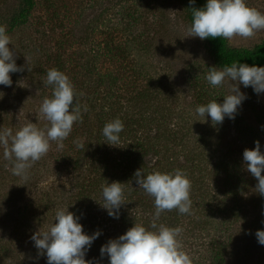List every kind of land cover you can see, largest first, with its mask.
Returning a JSON list of instances; mask_svg holds the SVG:
<instances>
[{
    "label": "rangeland",
    "instance_id": "rangeland-1",
    "mask_svg": "<svg viewBox=\"0 0 264 264\" xmlns=\"http://www.w3.org/2000/svg\"><path fill=\"white\" fill-rule=\"evenodd\" d=\"M206 2L200 0V8ZM245 2L264 13V0ZM27 8V0H0V25L16 50L17 66L25 69L10 73L11 86L0 85V131L15 134L28 122L46 130L49 122L39 109L52 94L45 83L52 68L74 86L82 122L73 124L63 149L50 141L27 181L12 174L0 146V264H47L31 236L46 230L65 207L80 217L85 234L101 232L85 259L109 264L100 255L102 245L135 223L150 228L155 210L139 205L148 201L138 199L143 190L134 172L140 168L145 175L179 169L191 181L190 214H174L168 223L183 229L178 239L192 264H264V245L255 236L264 230V196L243 161V151L257 140L264 153V93L240 85L246 99L235 118L222 124L213 125L210 117L203 122L195 113L210 100L222 103L227 94L225 86L213 87L205 78L209 68L221 69L207 39L185 37L195 5L33 0ZM263 46L264 29L248 39H225L224 51L254 54ZM117 118L124 129L120 143L111 146L102 129ZM113 181L123 183L127 202L118 219L101 205V186Z\"/></svg>",
    "mask_w": 264,
    "mask_h": 264
},
{
    "label": "clouds",
    "instance_id": "clouds-1",
    "mask_svg": "<svg viewBox=\"0 0 264 264\" xmlns=\"http://www.w3.org/2000/svg\"><path fill=\"white\" fill-rule=\"evenodd\" d=\"M189 3L193 4L194 0H189ZM191 10L192 20L186 27L185 37H198L201 40L224 38L231 42L237 36L251 38L258 30L264 29V13L249 7L245 0H207L202 8ZM9 45L11 38L6 26L0 25V85L6 87L12 85L10 73L25 70L17 66L16 50L10 49ZM27 70L30 71L28 67ZM205 78L213 87L227 88L222 103L213 99L195 109V113L203 117V122L205 117H210L213 125L222 124L225 117L235 118L239 106L246 99V95L240 91V85L245 88L251 86L256 94L264 93V67L237 61L222 69L209 68ZM45 83L52 87L51 97H45L39 109L49 122L46 130L28 122L15 134L10 128L0 131L3 157L11 162L12 174L24 181L28 180V170L32 165L48 153L50 141L57 142L58 150L63 149V141L70 135L73 124L82 122L81 106L74 103L76 93L68 76L52 68L47 72ZM83 111H87L86 106ZM123 129L124 124L119 118L106 123L102 129L106 143L118 145L119 134ZM74 143L78 149H85L82 141ZM254 143L253 149L243 151V161L247 171L258 181L256 192L264 196V175L261 174L264 171V153L260 151L259 141ZM134 179L140 189L154 198L155 212L150 228L135 223L123 235L109 239L102 245L101 257L106 254L109 264H192V259L178 239L183 229L157 224L165 211L177 209L180 214H190L191 181L186 173L176 169L171 173L154 171L145 175L140 168L134 172ZM101 187L102 207L110 217L118 219L120 208L127 203L123 183L106 182ZM79 219V216L68 211V207L57 209L54 223L31 236L38 256L46 255L47 264H92V261L85 259V254L101 232L85 234ZM255 236L258 243L264 245V230H257Z\"/></svg>",
    "mask_w": 264,
    "mask_h": 264
},
{
    "label": "trees",
    "instance_id": "trees-1",
    "mask_svg": "<svg viewBox=\"0 0 264 264\" xmlns=\"http://www.w3.org/2000/svg\"><path fill=\"white\" fill-rule=\"evenodd\" d=\"M32 1L33 0H27L28 3L27 9H30ZM193 4L195 5V8L201 7L200 0H194ZM206 39L209 42L210 51L212 52L217 65L221 69L224 66H231L233 62H237V61L238 63H244L248 65L264 66V46L258 51H256V53L254 54H249L247 52L238 54L236 52L224 51V46H225L224 38H206ZM137 194H139V192H137ZM145 197L148 199V201L139 205L146 210L148 209L152 211L155 210L154 198L148 196L144 191L143 194H141L138 199L140 200ZM154 212L155 211L151 212V217H150L151 219L153 217ZM174 214H180V213L176 209H173L172 211L163 212L160 216L161 218L160 224H164L165 226L169 227L168 218H169V222H171L172 218H174L173 216ZM96 263L102 264L101 262H96Z\"/></svg>",
    "mask_w": 264,
    "mask_h": 264
}]
</instances>
